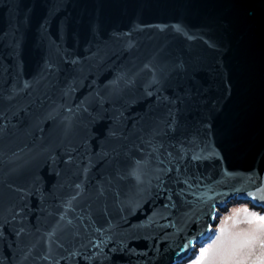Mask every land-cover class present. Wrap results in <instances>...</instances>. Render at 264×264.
<instances>
[{
    "label": "water",
    "instance_id": "95a60500",
    "mask_svg": "<svg viewBox=\"0 0 264 264\" xmlns=\"http://www.w3.org/2000/svg\"><path fill=\"white\" fill-rule=\"evenodd\" d=\"M234 204L264 0H0V264H187Z\"/></svg>",
    "mask_w": 264,
    "mask_h": 264
},
{
    "label": "snow or ice",
    "instance_id": "6c2138e0",
    "mask_svg": "<svg viewBox=\"0 0 264 264\" xmlns=\"http://www.w3.org/2000/svg\"><path fill=\"white\" fill-rule=\"evenodd\" d=\"M240 216L237 212L226 218L215 240L202 248L194 264H264V216L249 213L247 209L243 220ZM241 223L251 227L239 229Z\"/></svg>",
    "mask_w": 264,
    "mask_h": 264
},
{
    "label": "rangeland",
    "instance_id": "374dc122",
    "mask_svg": "<svg viewBox=\"0 0 264 264\" xmlns=\"http://www.w3.org/2000/svg\"><path fill=\"white\" fill-rule=\"evenodd\" d=\"M245 209H247L249 213H255L257 215L264 216V213L260 212L259 210L250 208V206L248 204H234V205H232L226 212L221 214V217L219 218L218 223L214 227V233H213L212 240L210 242H208L205 247H208L212 243V241L215 240L216 235H218V230L222 226V224L224 223L226 218H228L229 216H235V213L240 212L241 213L240 219L243 220ZM228 224H229V226H231V221H229ZM249 227H251V226L246 224V223H241L238 225L239 229H246ZM197 257H198V255H197ZM194 260L192 262H189L188 264H194Z\"/></svg>",
    "mask_w": 264,
    "mask_h": 264
},
{
    "label": "flooded vegetation",
    "instance_id": "af4514ba",
    "mask_svg": "<svg viewBox=\"0 0 264 264\" xmlns=\"http://www.w3.org/2000/svg\"><path fill=\"white\" fill-rule=\"evenodd\" d=\"M206 245H207V244H206ZM206 245H205V246H206ZM205 246H204V247H205ZM204 247H202V248H204ZM202 248H201V249H202ZM201 249H200V251H201ZM200 251H199V252H200ZM192 261H193V260H192ZM192 261H191V262H192ZM187 264H188V263H187Z\"/></svg>",
    "mask_w": 264,
    "mask_h": 264
}]
</instances>
